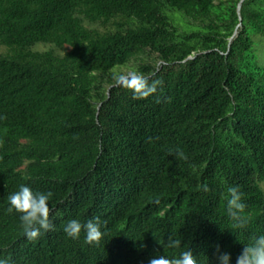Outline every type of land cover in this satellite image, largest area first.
Segmentation results:
<instances>
[{"label": "trees", "instance_id": "trees-1", "mask_svg": "<svg viewBox=\"0 0 264 264\" xmlns=\"http://www.w3.org/2000/svg\"><path fill=\"white\" fill-rule=\"evenodd\" d=\"M256 37L264 0H0V259L148 264L189 247L197 264H220L219 246L237 264L264 235ZM133 63L163 82L147 99L114 86ZM21 184L53 193V230L34 241L7 212ZM230 186L243 194V229L227 213ZM97 216L98 245L64 232Z\"/></svg>", "mask_w": 264, "mask_h": 264}, {"label": "clouds", "instance_id": "clouds-1", "mask_svg": "<svg viewBox=\"0 0 264 264\" xmlns=\"http://www.w3.org/2000/svg\"><path fill=\"white\" fill-rule=\"evenodd\" d=\"M114 86L123 87L132 92V98L135 100L147 99L156 93L157 88L162 85V80L151 79L142 73L130 71L126 74L113 75ZM169 98H165L167 100ZM156 103H160L161 99L156 98ZM153 138L149 137L151 141ZM158 139V138H157ZM169 155H174L177 160H188V156L180 149L169 150ZM204 191H209L206 185L202 186ZM227 213L229 218L234 222L233 227L243 229L248 224V219L244 212L246 205L242 201L243 194L238 187L230 186L227 189ZM53 193L34 192L29 186L21 184L18 191L8 195L7 199L9 207L8 213L13 211L20 213L21 227L23 234L29 241H34L40 237L42 230L44 232L53 230V224L50 221L49 201ZM158 203V201H155ZM102 221L100 217L89 219L86 223H81L77 219L69 220L64 232L72 239H78L81 232L84 231L85 242L88 244H99L104 232L101 231ZM167 248L178 249L181 247V240L175 239L173 235L167 237ZM217 259L220 264H229L230 255L220 252L217 246ZM0 264H10V258L0 259ZM148 264H197V259L193 255L192 250L180 252L178 257L169 258L165 255L158 254L150 258ZM237 264H264V235L252 237V243L244 245L241 254L237 257Z\"/></svg>", "mask_w": 264, "mask_h": 264}, {"label": "rangeland", "instance_id": "rangeland-1", "mask_svg": "<svg viewBox=\"0 0 264 264\" xmlns=\"http://www.w3.org/2000/svg\"><path fill=\"white\" fill-rule=\"evenodd\" d=\"M256 40L259 41V50H260V56L259 61L260 64L264 65V38L256 37ZM35 50L38 51H49V50H55V48L52 45L47 44H39L34 47ZM6 49L2 46H0V53H5ZM60 54H63V51H57ZM135 63H133L130 67H125L122 69L123 74H126L130 71H134Z\"/></svg>", "mask_w": 264, "mask_h": 264}, {"label": "water", "instance_id": "water-1", "mask_svg": "<svg viewBox=\"0 0 264 264\" xmlns=\"http://www.w3.org/2000/svg\"><path fill=\"white\" fill-rule=\"evenodd\" d=\"M240 9H241V5L238 7V11L240 12Z\"/></svg>", "mask_w": 264, "mask_h": 264}]
</instances>
